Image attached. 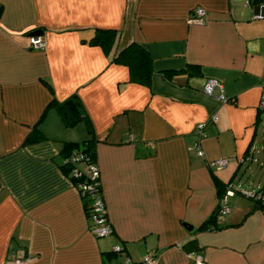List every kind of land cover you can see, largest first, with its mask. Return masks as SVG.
Listing matches in <instances>:
<instances>
[{
	"label": "crops",
	"instance_id": "crops-1",
	"mask_svg": "<svg viewBox=\"0 0 264 264\" xmlns=\"http://www.w3.org/2000/svg\"><path fill=\"white\" fill-rule=\"evenodd\" d=\"M0 264H120L156 255L155 264H193L191 236L208 264H264V206L228 195L215 228L192 232L215 209L222 181L264 152V18L245 0H0ZM206 9L203 23L193 8ZM96 26L113 27L109 51L91 42ZM41 28L43 47L29 32ZM137 42L151 60L147 83L113 57ZM208 77L227 100L207 94ZM76 92L92 123L111 233L91 232L82 197L61 169L64 140L89 137L85 121L63 123L52 98ZM215 115V119H211ZM205 122L203 153L193 130ZM34 124L43 138L26 141ZM121 245L113 260L103 252Z\"/></svg>",
	"mask_w": 264,
	"mask_h": 264
},
{
	"label": "trees",
	"instance_id": "trees-1",
	"mask_svg": "<svg viewBox=\"0 0 264 264\" xmlns=\"http://www.w3.org/2000/svg\"><path fill=\"white\" fill-rule=\"evenodd\" d=\"M1 9H2V5L0 4V12H1ZM115 36H116L115 28L96 26L94 29V34L91 37L92 38L91 42H93L94 44H99L103 48V50L109 51L110 47L112 46L116 38ZM113 60L125 62L128 65L129 73L132 79L140 81L142 83H147L149 81L150 75H151L150 55L148 51L145 48H142L137 42L133 41L129 43L128 45L122 47L121 50L113 57ZM50 101L51 102L49 106L55 107L57 112L60 113L61 119L65 125L74 126L76 125V122L83 120L87 124L88 130L90 132L89 137H87L86 139L77 140V141L64 140L61 146V153L63 155V163L61 165V169L63 170L64 173L68 174V177L70 178L72 184L75 185L77 179L74 178L71 173H69L70 168H71V163L70 161H68V159L67 161H65V158L73 153H76L77 151H80L85 156H87L88 160H93L96 162L95 160L96 153H95V149L93 148V143L96 141V137L95 135H93L92 123H90L89 117L87 115V111H85L83 104L81 102V99H79L76 92L63 98V100H56L52 98ZM43 137H44V134L39 129L38 124H34L31 130L28 132V135L26 136L27 138L26 141L28 142L30 140H37ZM214 169L215 168L213 167L210 168L211 172L213 173V179L215 180L216 191L218 194V201L225 194L226 192L225 190L227 187H231V189L233 190V193H235L237 190L241 191L239 189L236 190L233 187V185L231 184L232 178H230L229 180L225 182L219 179L213 172ZM78 178L82 180L90 179L87 174H83L82 176ZM254 189H256L255 190L256 192H261L264 194V181L261 183L260 187L254 188ZM78 191L80 192V197H82L83 209L85 210V214L92 226V221L89 219L90 212H91L90 207H91L92 197L90 196V193L87 190L85 191L78 190ZM243 194L245 195V193ZM249 198H252L254 201H256V203L260 207L264 206L263 198L260 199L259 197L255 198L252 196H250ZM218 204L215 207V209L211 212V214H209V216L204 221H202V223L199 226L190 228L192 232L200 231L205 228L217 227L219 221H221L217 218V215H216L217 210H218ZM182 246L186 250L198 249L195 244L194 236H191L190 238L184 240L182 242ZM121 250H123V247L120 245V249L107 250L106 252H103L102 255L103 257H105V259H109L111 261L117 257L118 252H120ZM124 261L120 262V264H124ZM105 264H108V261ZM133 264H142V263L141 261L137 262L133 260Z\"/></svg>",
	"mask_w": 264,
	"mask_h": 264
},
{
	"label": "built area",
	"instance_id": "built-area-1",
	"mask_svg": "<svg viewBox=\"0 0 264 264\" xmlns=\"http://www.w3.org/2000/svg\"><path fill=\"white\" fill-rule=\"evenodd\" d=\"M245 4L254 7L253 17L264 18V0H245ZM206 9H203L200 6L193 8V14L190 16V20L197 23H203L205 18ZM29 41L31 47H43L46 41L42 38L40 34L29 35ZM206 83L203 86V90L207 94H214V90H217L215 93L217 98L221 100H227V96L223 92V82L219 81L215 77H208L205 81ZM260 97L258 99V106L264 112V81L261 85ZM215 115H211V119ZM205 122H198L193 128V130L198 134L197 141L194 142L193 147L196 149L198 154H202V148L200 143V138L205 135L203 131ZM70 161L71 168L69 173L72 174L74 178L77 179L76 187L78 190L85 191L87 190L92 197L91 200V212L89 219L92 221L91 232L97 236H104L105 234L111 233V224L107 218L106 208L103 201V196H101V184L98 172V167L95 161L88 160L82 152L77 151L65 158V161ZM229 162V157H213L212 159L206 160V166L210 168H223ZM83 174L89 176V180H82L78 177ZM256 189L251 188L250 190H243L247 196L259 197L264 199V194L261 192H256ZM225 194L218 201V210L217 218L222 220L226 212L230 210V204L228 203V195L233 194L231 187H227ZM115 250L120 249V245L115 246ZM189 259L193 264H208L204 253L198 250L188 251ZM9 258L13 261L14 264H21L26 260V256L18 257L15 252L10 251ZM156 255L151 253H145L141 259L142 264H155ZM124 264H133V260L127 257L124 261Z\"/></svg>",
	"mask_w": 264,
	"mask_h": 264
},
{
	"label": "rangeland",
	"instance_id": "rangeland-1",
	"mask_svg": "<svg viewBox=\"0 0 264 264\" xmlns=\"http://www.w3.org/2000/svg\"><path fill=\"white\" fill-rule=\"evenodd\" d=\"M250 180H255L256 183L264 181V152L255 154L252 160L243 164L234 177L233 187L242 190L248 186Z\"/></svg>",
	"mask_w": 264,
	"mask_h": 264
},
{
	"label": "water",
	"instance_id": "water-1",
	"mask_svg": "<svg viewBox=\"0 0 264 264\" xmlns=\"http://www.w3.org/2000/svg\"><path fill=\"white\" fill-rule=\"evenodd\" d=\"M42 32L41 28H35V30H32L29 32L30 35H35V34H39ZM192 227V225H188L187 228L190 229Z\"/></svg>",
	"mask_w": 264,
	"mask_h": 264
}]
</instances>
